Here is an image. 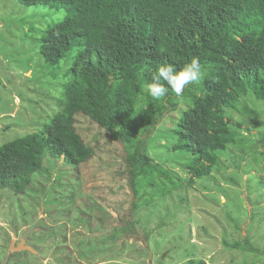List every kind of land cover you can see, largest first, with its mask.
Listing matches in <instances>:
<instances>
[{"label":"trees","instance_id":"obj_1","mask_svg":"<svg viewBox=\"0 0 264 264\" xmlns=\"http://www.w3.org/2000/svg\"><path fill=\"white\" fill-rule=\"evenodd\" d=\"M18 2L64 12V18L42 30L38 39L45 64L58 66L73 46L77 51L64 71L71 80L62 84L61 96L51 97L57 110L50 120L37 131L0 144V190L24 194L32 175L46 172L45 154L76 170L88 161L94 150L75 127V116L81 114L124 145L134 196L137 180L147 177L164 180L162 193H169L180 180L149 155L146 138L153 126L147 122L155 118V125L177 110L179 95L186 107L171 129L172 150L191 159L185 164L187 185L201 183L209 190L223 155L232 158L235 168L242 165L244 173L264 169V164L257 167L264 153L251 138L242 137V123L231 116L232 111L240 112L264 129L256 109L239 106L245 98L264 105V0ZM226 178L238 183L234 175ZM261 179L260 185L264 173ZM223 188L219 185L221 194ZM133 226V221L122 219L118 231L137 240ZM222 243L227 249L264 254L248 236Z\"/></svg>","mask_w":264,"mask_h":264},{"label":"rangeland","instance_id":"obj_2","mask_svg":"<svg viewBox=\"0 0 264 264\" xmlns=\"http://www.w3.org/2000/svg\"><path fill=\"white\" fill-rule=\"evenodd\" d=\"M63 18V11L0 0V144L39 130L57 110L51 97L61 96L62 84L71 80L64 71L77 48L51 67L38 52V39ZM178 99L177 110L155 125V118L147 122L153 128L146 138L152 159L179 177L176 188L163 194L164 180L139 178L134 196L124 145L77 114L75 127L94 150L88 161L76 170L45 154L46 172L34 173L24 194L0 190V264H264V254L227 249L222 243L248 236L264 250V181L259 183L264 169L244 173L242 165L235 168L232 158L223 155L209 190L201 183L187 185L185 164L191 159L172 150L171 129L186 107L183 96ZM239 106L254 108L264 118L262 103L245 98ZM231 116L242 123V137L251 138L264 153V129L240 112ZM227 174L238 183L227 180ZM122 219L134 222L137 240L118 231ZM11 242H23L35 252L10 251Z\"/></svg>","mask_w":264,"mask_h":264},{"label":"water","instance_id":"obj_3","mask_svg":"<svg viewBox=\"0 0 264 264\" xmlns=\"http://www.w3.org/2000/svg\"><path fill=\"white\" fill-rule=\"evenodd\" d=\"M15 250V251H22L26 250L29 252L34 253L35 251L28 245L24 244L23 242H18L16 245L13 244V242L10 243V251Z\"/></svg>","mask_w":264,"mask_h":264},{"label":"bare ground","instance_id":"obj_4","mask_svg":"<svg viewBox=\"0 0 264 264\" xmlns=\"http://www.w3.org/2000/svg\"><path fill=\"white\" fill-rule=\"evenodd\" d=\"M45 67V66H44Z\"/></svg>","mask_w":264,"mask_h":264}]
</instances>
